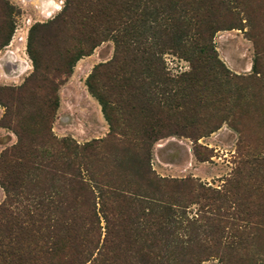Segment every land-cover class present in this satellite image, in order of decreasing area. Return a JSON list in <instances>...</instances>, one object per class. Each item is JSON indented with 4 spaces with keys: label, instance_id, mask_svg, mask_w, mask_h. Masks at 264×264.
<instances>
[{
    "label": "trees",
    "instance_id": "trees-1",
    "mask_svg": "<svg viewBox=\"0 0 264 264\" xmlns=\"http://www.w3.org/2000/svg\"><path fill=\"white\" fill-rule=\"evenodd\" d=\"M224 3L225 0H67L59 16L31 28L28 49L34 72L18 88L0 87V102L8 108L10 101L25 92L38 98L40 80L50 74V69H43L35 47L41 39L39 30L56 27L75 35L70 39L75 44L63 49L53 68L64 78L80 58L112 39L113 58L96 65L86 83L99 101L110 131L107 139L84 145L67 138L56 139L51 128L36 138L18 131V142L0 155V185L6 192L0 204V264H170L168 251L177 232L171 224H181L183 220L173 204L165 200L169 185L177 195L187 193L196 203L205 201L207 212L213 210L206 224L216 228L222 203L243 184L247 161H240L230 175V187L219 190L193 177H160L152 168L151 149L159 139L179 134L170 128L181 119L192 118V124L205 120L193 109L212 101L214 85L221 87L232 79L250 81L255 79L254 73L261 75L257 62L254 73L247 77L231 73L220 61L215 64L218 56L214 34L237 27L221 26L210 18L213 7L220 9ZM11 34L12 30L0 42V49L9 43ZM168 51L189 60L191 70L171 76L163 59ZM198 75L206 81L202 82ZM194 86L192 96L187 88ZM58 88L54 82L46 87L41 110L45 121L58 108ZM4 92L10 94L6 103ZM212 116L217 121L207 124L205 131L186 136L193 139L194 154L202 162L211 156L198 140L220 129L224 122L240 134V150L247 140L241 113ZM108 151L113 159L105 168V158L110 160ZM253 161L256 167L264 168V157ZM186 220L194 229L196 221ZM194 234L192 230L186 235L188 245L182 246L189 254L197 245L191 244L196 240ZM180 264L198 263L190 258Z\"/></svg>",
    "mask_w": 264,
    "mask_h": 264
},
{
    "label": "rangeland",
    "instance_id": "rangeland-1",
    "mask_svg": "<svg viewBox=\"0 0 264 264\" xmlns=\"http://www.w3.org/2000/svg\"><path fill=\"white\" fill-rule=\"evenodd\" d=\"M66 3L67 0H0V42L12 30L9 43L0 49V87L18 88L34 72L28 49L30 30L59 16ZM55 5L60 8L56 9ZM210 18L221 26L237 25L236 28L222 29L214 34L213 43L218 56L215 59V62L218 59V63L215 64L218 65L220 61L231 73L247 77L254 73V63L257 62L261 75L254 73L255 79L250 81L232 79L222 83L221 87L213 84L212 101L193 109L205 120L192 124L189 117L190 121L183 118L180 123H175L170 129L179 134L161 138L152 146V168L160 177L169 180L193 177L196 182L222 190L230 187V175L240 161L246 160L247 163L243 167V184L222 203L215 229L211 224H206L210 221L206 217L211 218L213 210L211 208L207 212L209 207L204 205L205 201L196 203L193 196L187 193L177 195L173 192V185L168 186L165 200L173 204L174 211L183 220L181 224H171L177 232L176 240L170 244L168 251L169 262L180 264L192 258L198 264H264V168L256 167L253 163L256 157L259 160L264 157V0H225L220 9L213 7ZM61 29L52 27L39 30L41 39L35 43V47L40 53L43 69H50V74L40 80L42 88L37 91L38 98L25 92L10 101L8 108L0 102V155L18 142V131L36 138L51 128L56 139L67 138L79 145L108 138L109 124L99 101L90 93L86 83L96 65L113 58L115 42L112 39L103 41L91 55L80 58L72 73L64 78L53 68L63 49L75 44L73 39L70 40L75 35ZM163 59L166 71L173 77L192 68L189 60L176 52L168 51ZM200 78L202 82L206 81L204 76ZM53 82L59 86L58 108L45 121L41 110L46 87ZM187 89L191 90L192 96L196 92V86ZM8 95V92L3 93L5 103ZM229 113L242 115L247 135L243 150L239 149L240 134L224 122L220 129L198 140L200 145L208 148L206 154L211 156L207 161H199L194 154L193 139L186 136L197 135L205 131L207 124L215 123L217 118L212 114L217 117ZM110 155L112 153L108 151L110 160L105 158V168H109L113 159ZM5 199L6 192L0 185V204ZM183 203L185 206H182ZM184 210L186 213L183 214ZM185 217L195 220L194 225L198 229H193ZM101 226H105L103 218ZM192 230L196 240L191 244L197 245L189 254L182 250V246L188 245L186 235L191 234Z\"/></svg>",
    "mask_w": 264,
    "mask_h": 264
},
{
    "label": "bare ground",
    "instance_id": "bare-ground-1",
    "mask_svg": "<svg viewBox=\"0 0 264 264\" xmlns=\"http://www.w3.org/2000/svg\"><path fill=\"white\" fill-rule=\"evenodd\" d=\"M55 8H56V9H59L60 7H59V5H55Z\"/></svg>",
    "mask_w": 264,
    "mask_h": 264
}]
</instances>
